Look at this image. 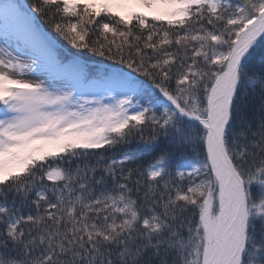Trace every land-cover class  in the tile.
I'll use <instances>...</instances> for the list:
<instances>
[{
    "label": "snow or ice",
    "instance_id": "6c2138e0",
    "mask_svg": "<svg viewBox=\"0 0 264 264\" xmlns=\"http://www.w3.org/2000/svg\"><path fill=\"white\" fill-rule=\"evenodd\" d=\"M0 264H264V0H0Z\"/></svg>",
    "mask_w": 264,
    "mask_h": 264
}]
</instances>
